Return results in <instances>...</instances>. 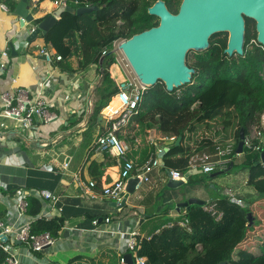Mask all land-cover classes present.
I'll return each mask as SVG.
<instances>
[{
  "label": "trees",
  "instance_id": "16d2710c",
  "mask_svg": "<svg viewBox=\"0 0 264 264\" xmlns=\"http://www.w3.org/2000/svg\"><path fill=\"white\" fill-rule=\"evenodd\" d=\"M3 1V0H2ZM157 0H71L74 9L97 6V12L76 15L64 13L54 28L44 36L45 42L51 45L58 55L64 70L84 71L97 64L102 77L97 89V103L90 118L89 126L97 124V119L111 100L119 93V86L112 77V70L117 65L112 44L119 39H130L134 35L159 25V20L148 14V9ZM169 10L177 14L182 0H164ZM78 2V5L75 3ZM4 3L15 11L18 4L12 0ZM43 19L33 23L37 27ZM255 24L247 20L245 54L243 57H227L224 50L227 39H220L221 34L212 37L208 52L199 54L189 65L196 69L193 82L173 93H168L162 83L149 88L143 94L139 112L129 125L126 136H120L132 148L130 158L140 154L138 165H142L156 155V147L147 145L137 148V139L145 142L148 131L156 130L164 136L182 138L180 145L173 143L162 161L165 169L188 172L190 158L203 151L213 152L219 144L234 142L237 147L241 130L245 138L250 135L253 126H259L264 115V47L258 43L257 34L251 35L250 27ZM104 48H109L105 57H101ZM72 59L77 67H72ZM75 122L73 125L77 124ZM93 132L88 133V137ZM137 149V150H136ZM262 153L247 150L244 161L238 166L235 159L224 172L230 174L238 167L247 172L248 186L255 196L253 201L235 195L247 206L241 207L224 195L213 202L220 219L204 210L203 206H191L183 220L187 228L181 226L182 219H177L169 228L159 227L153 231L150 239L139 240L138 256L147 260V264H264V240L258 244L254 254V244H249L239 252L238 248L248 241L256 224L264 222L263 206L259 211L251 208L253 204L264 202V164ZM131 158V159H132ZM233 169L228 171L230 165ZM101 169L92 164L90 174L97 186L101 183L102 173L93 170ZM216 172V173H220ZM204 175V174H203ZM202 175L188 179V185L195 186ZM202 182V181H201ZM210 187V185L208 186ZM101 188V186H99ZM184 210V209H183ZM41 203L29 199V214L38 215ZM253 213L256 220L253 227H248L247 215ZM5 211L0 207V219ZM64 221L62 219H41L32 226V234L49 233L54 239L59 237ZM159 231V232H157ZM238 250V251H237ZM237 252V253H236ZM241 253V255H240ZM236 255L239 256L235 261ZM0 249V264L5 260ZM95 264L94 260L78 257L70 264Z\"/></svg>",
  "mask_w": 264,
  "mask_h": 264
},
{
  "label": "crops",
  "instance_id": "0c3cea01",
  "mask_svg": "<svg viewBox=\"0 0 264 264\" xmlns=\"http://www.w3.org/2000/svg\"><path fill=\"white\" fill-rule=\"evenodd\" d=\"M12 1L19 4L22 0ZM35 1H30L28 6L34 21L24 24L22 18L16 15L15 11H11L4 0H0V52L11 49L15 36L30 26L34 27L35 21L44 19L62 7L57 6L56 2L63 0ZM1 4L6 5L10 11L3 10ZM69 4H73L71 0L67 6ZM20 44L22 46L16 50V54L11 53L10 65L0 76V94L17 87L37 94L40 79L56 74L58 81L47 98L55 104L53 110L59 119L51 124L38 126L32 132L13 128L6 138L0 141V196L8 197L5 203L0 202V207L5 211V215H14L16 211L9 197L19 188L48 191L60 197L59 206L63 210L61 213L54 212L51 220L64 221L54 246L34 253L33 257L26 254L23 246H19L21 264H70L78 257L94 260L95 264H123L122 260L125 261V256L129 253H123L122 250L130 239L124 234L136 232L138 241L143 238L150 239L156 226L164 224L162 227L169 228L177 219H182L180 224L185 222L183 219L187 211L184 208L178 211V204L197 196L193 194L186 198L172 190L167 191L165 186L169 182L168 176L164 175L163 169H157L150 175V182L143 183L129 196L123 209L114 207L116 203L103 197L102 192L105 187L119 179L121 168L108 153L98 150L96 142L104 132L106 115L120 108L119 101L117 107L110 111L114 100H117L114 97L97 119L100 127L94 125L90 128L89 121L98 100L97 89L102 82L98 65H91L84 71L72 72L64 70L59 62L55 63L58 70H54V66L39 54L40 48L43 47L57 53L45 42L44 36L40 35L28 46L22 42ZM71 62L75 69L76 60L72 59ZM114 70H118L117 65L113 67L112 72ZM114 74L119 77L117 73ZM12 78L17 79L15 85L11 82ZM75 122L78 123L73 125ZM8 124L13 126L11 122ZM152 131L156 136L160 134L156 130ZM89 132H93V136L88 137ZM160 136L163 137L162 134ZM136 142L137 148H143L145 144L153 145L152 141L149 143L146 139L145 142L142 139H137ZM159 144L156 146L155 143L153 146L158 149L164 145ZM131 153L132 148L129 156ZM139 158L140 154L132 159L137 163ZM64 163L69 164L68 171L63 170ZM93 163L101 167L99 171H93L101 172L102 178L100 185L96 184V187L87 193L78 185L77 178L80 177L86 184L94 181L90 174ZM212 188L213 186L211 190ZM30 199L38 200L42 204V200L36 197ZM215 200L205 203H213ZM108 217L112 219L111 225L103 222ZM95 220L101 222V229L114 231V235L102 236L93 233Z\"/></svg>",
  "mask_w": 264,
  "mask_h": 264
},
{
  "label": "built area",
  "instance_id": "2783aa9c",
  "mask_svg": "<svg viewBox=\"0 0 264 264\" xmlns=\"http://www.w3.org/2000/svg\"><path fill=\"white\" fill-rule=\"evenodd\" d=\"M68 1L69 0L56 2V5L67 6ZM1 7L6 12L10 11L4 4H1ZM22 21L26 24L25 19H22ZM35 30L36 27L30 26L24 29L21 34L15 36V42L11 45L14 46L15 51L20 49L22 46L20 44L21 42L26 46L30 45L27 39ZM126 40L128 39L116 40L112 44V48L113 53L116 55L117 65H120L121 62H126L127 66L131 68L120 48L121 44ZM108 52L109 48H104L101 57H105ZM39 54L43 56L49 64L54 66V70H58L55 63L63 61L61 55L52 52L48 47L40 48ZM10 58L11 49L0 52V76L9 67ZM55 75L56 74H51L40 79L39 92L37 94H33L28 89L22 87H17L14 88V90L5 91L0 94V141L4 140L6 135L11 132L13 128L20 129L23 132H32L38 126L48 125L59 119L58 114L53 110L55 104L47 98V96L51 94L50 92L53 91L55 83L58 81V77ZM136 80L137 83L129 79L118 83L119 93L115 98L118 99L120 108L106 115L104 132L98 137L96 142L98 150L103 153H108L117 161L121 168L119 179L113 184L105 187L102 192L103 197L110 199L112 202L116 203L117 206H120L126 199L127 187L131 179H139V184L136 187V189H138L143 183L150 182V175L155 170L165 169L158 155L166 149L169 151V146L177 141L175 136L163 135L161 140L166 144L159 146L158 149L156 148V155L151 156L150 159L142 165H138L130 158V147L120 136L129 127L132 118L138 114L143 94L148 89L137 77ZM11 82L15 85L17 79L12 78ZM8 122L13 123V126L10 127ZM256 130L257 132L253 138L250 137V135L245 138L244 152L245 149H247L262 154L264 153V115L261 117L260 125ZM151 144L154 145L155 143L152 141ZM237 156L234 142L231 141L225 144H219L215 147L213 152L203 151L194 154L189 160L188 171L199 170L205 175H211L227 169L229 164ZM68 169L69 164L64 163L63 170L68 171ZM167 171L171 174L173 180H184L187 183L184 173L171 169H167ZM77 182L81 189L87 193L96 187V182L90 181L86 184L80 177L77 178ZM224 196H227L241 207L247 206V204L242 199L237 198L230 189L224 191ZM32 197L42 200L41 211L35 216L30 215L28 212L29 199ZM9 198L13 201L16 213L14 215L6 213V215L0 219V249L6 255L2 264H21L19 246H23L26 254L33 257L34 253L41 252L55 245L56 239L49 233L41 235L32 234V226L38 220H50L54 217V212L61 213L63 210L59 206L60 197L48 191L23 187L19 188ZM7 199L8 197L6 196H0V202L4 201L5 203ZM203 207L205 211L212 213L214 216L216 215L218 219L222 217V214L217 213L214 203H205ZM103 222L106 225H111L112 219L108 217L105 218ZM101 225L100 221H93L94 229L92 232L102 236L114 235V231L101 229ZM181 226L191 231L187 221L182 222ZM124 235L129 236L130 239L122 252L132 254L135 264H147L145 258L138 256V251L140 249L139 241L137 240L138 234L136 232H129ZM4 236L8 238L7 242H4ZM122 263L125 264V261L122 260Z\"/></svg>",
  "mask_w": 264,
  "mask_h": 264
},
{
  "label": "water",
  "instance_id": "95a60500",
  "mask_svg": "<svg viewBox=\"0 0 264 264\" xmlns=\"http://www.w3.org/2000/svg\"><path fill=\"white\" fill-rule=\"evenodd\" d=\"M30 1L34 0H22L15 10V14L25 19L29 24L34 21L28 8ZM44 1L36 0L35 2ZM100 9L103 8L92 6L74 9L70 6H62L45 17L27 41L32 43L40 35L46 36L64 13L80 16L97 12ZM148 14L157 18L159 25L134 35L120 46L134 74L148 89L162 83L168 93H173L175 90L191 85L196 69L188 65V55L208 52L211 48V39L216 35H228L227 47L224 50L227 57H243L247 20L254 22L257 43L264 47V0H182L177 14L169 10L164 0H157L148 9ZM10 48L12 55H15L14 46H10ZM244 140V131L241 130L237 155L244 154ZM181 141L182 138L179 137L176 146L180 145ZM166 152H168L167 149L158 155L162 164H164L162 159ZM261 159L264 163V153ZM233 166L231 164L228 171H231ZM167 174L169 189H177L186 184L184 180H173L168 171ZM222 174L224 172L214 173L212 178ZM195 175H203V173L199 170L188 171L185 174L186 181ZM138 184V178L131 179L128 183L126 199L120 206L114 204V207L123 209L129 196L136 192ZM194 205L204 206L205 201L192 198L178 204L177 209L178 211L183 208L189 209ZM247 220L248 227H253L256 222L253 213H248ZM3 240L7 242L8 238L4 236ZM125 263L135 264L132 254L129 253L125 256Z\"/></svg>",
  "mask_w": 264,
  "mask_h": 264
},
{
  "label": "rangeland",
  "instance_id": "374dc122",
  "mask_svg": "<svg viewBox=\"0 0 264 264\" xmlns=\"http://www.w3.org/2000/svg\"><path fill=\"white\" fill-rule=\"evenodd\" d=\"M250 30H251V35L252 36L255 35L256 31L254 29L253 24L251 25ZM220 39H224V40L227 39L228 40V35L227 34H221ZM256 43H257L256 40L251 41L252 45H254ZM197 55H199V54L190 53L188 55V58H187L188 65H190L192 63V61L196 58ZM117 68H118V70H117L118 72L116 70H114L112 72V74H113L112 77L115 79V81L118 78H121L120 81H117V84L121 81L123 82V80H128V79L137 83L135 74L133 73L131 68L127 66L126 62H121L120 65L119 64L117 65ZM114 73H117L119 77H117V75H115ZM142 101H143V99H142ZM258 127L259 126L257 125V126H253L251 128L250 137L253 138L255 136V134L257 132L256 129H258ZM126 130L122 133V136H126V134H128L130 127ZM161 137L162 136H160V134H158L156 136L154 131L151 130L147 133V135L145 136V139L149 143H151V141H153L154 143H156V146H157V144H159V143L162 145L165 144V142L163 140H161ZM139 141H140V139H139ZM243 161H244V154L242 156L238 155L235 158V164L237 166H238V164L242 163ZM162 172L164 173V175L168 176L167 172L164 171V169ZM212 175L213 174L202 175L201 180L195 186L188 185V182H187L185 185H183L182 187H179L177 189H169L167 187V184H166L165 188L167 191L172 190L174 193H179L182 197H186V198L189 197L190 195L195 194L197 196L196 199H206L204 201H211L213 199H217L219 197V195H221V194L224 195V191L226 189H230V190H232V192L235 195L241 196L242 198H245V197L247 198L248 196H251V197H248V201H253V197L255 196V194L252 191V189L249 188V186H248L247 172L239 171L238 167H236L234 169V172L232 171L230 174L224 173V174L219 175V176L214 177V178H212ZM209 185H210V187H208ZM212 186H213V188L211 190ZM260 205H262L264 207V202H259V204H253V205H251V208L254 211H259ZM263 212H264V208H263ZM263 240H264V222L256 224V228L254 230H252V233H250L248 241L245 244H242L238 248V250L240 249L239 252H241V250L245 249L246 246H248L249 244H254L256 246H253V248L251 250V253L254 254L256 249H257L255 247H257L258 244L262 243ZM241 253H240V255H241ZM238 257L239 256L236 255L235 261L237 260Z\"/></svg>",
  "mask_w": 264,
  "mask_h": 264
},
{
  "label": "bare ground",
  "instance_id": "6f19581e",
  "mask_svg": "<svg viewBox=\"0 0 264 264\" xmlns=\"http://www.w3.org/2000/svg\"><path fill=\"white\" fill-rule=\"evenodd\" d=\"M116 99H117V98H116ZM117 105H118V99H117V100H114L113 105L111 106L110 111H113V110L117 107ZM115 111H116V110H115Z\"/></svg>",
  "mask_w": 264,
  "mask_h": 264
}]
</instances>
